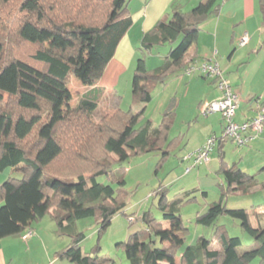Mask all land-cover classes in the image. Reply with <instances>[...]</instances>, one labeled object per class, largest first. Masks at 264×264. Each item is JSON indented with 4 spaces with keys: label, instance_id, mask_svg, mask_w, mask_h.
I'll list each match as a JSON object with an SVG mask.
<instances>
[{
    "label": "trees",
    "instance_id": "trees-1",
    "mask_svg": "<svg viewBox=\"0 0 264 264\" xmlns=\"http://www.w3.org/2000/svg\"><path fill=\"white\" fill-rule=\"evenodd\" d=\"M9 2L0 0V172L12 168L21 176H9L0 184V239L24 236L34 222L49 216L56 223V234L70 237L58 256L77 264H115L113 259L83 252L85 234L77 228V221L95 217L99 232L106 230L127 205L121 191L125 174L117 167L139 153L158 154L161 160L171 153L169 130L175 115L166 112L152 128V120L145 119L147 105L157 84H166L195 64L187 60V53L221 4L201 0L187 11L175 2L168 18L142 39L130 110L119 107L114 116L99 122L93 117L99 107V90L89 91L71 107L69 83L76 76L83 85L92 86L102 78L133 24L130 0H22L20 11L24 13L17 22V33L22 40L40 46L33 61L6 52V21L1 20V12ZM260 10L264 24V0H260ZM167 43L176 45L165 62L149 68L145 55ZM135 106L136 112H131ZM97 135L103 157H95L89 147ZM69 151L78 152L79 159L93 169L75 176L55 172L52 166L65 154L67 158ZM219 153L217 172L224 178L225 189L196 217L197 224L214 227L212 236L201 234L196 243L182 248L188 231L180 213L185 200H171L163 190L161 217L149 210L133 218L141 221L142 228L122 242L128 264H250L255 260L264 264V206L252 210L228 206L233 193L264 192V180L236 163L229 164L220 139ZM193 156L194 165L201 164ZM222 216L239 220L251 241L231 236L226 224L217 223Z\"/></svg>",
    "mask_w": 264,
    "mask_h": 264
},
{
    "label": "rangeland",
    "instance_id": "rangeland-1",
    "mask_svg": "<svg viewBox=\"0 0 264 264\" xmlns=\"http://www.w3.org/2000/svg\"><path fill=\"white\" fill-rule=\"evenodd\" d=\"M21 1L10 0L1 12V20L6 21L4 26L6 28L3 32L7 35L6 52L8 56H24L33 61V56L40 46L22 40L17 33V22L21 17L20 15L24 13L20 11ZM133 1L130 0L129 8H133L135 12L138 6L136 5L137 1ZM178 1L183 10L188 11L201 0ZM224 1L218 0V3L221 4V11ZM210 18L212 19V17ZM210 18L208 24L211 21ZM228 18L223 17L221 26L229 27ZM255 20L261 24L262 16L259 14V10L256 17L251 16L249 18V22L252 24H255ZM243 24L246 23H240L237 27H243ZM205 25L207 26V24ZM131 35L134 37V32ZM175 45L167 43L148 52L145 55L147 66L151 69L161 66L165 62V57L170 48ZM138 46L140 48L141 45ZM138 51L140 54V50ZM231 52L232 49L228 50V47H224V61L229 60ZM116 54L117 57H124L125 52L123 49L122 51L117 50ZM138 56L136 60H138ZM134 65H132L128 75L124 77L122 87H119L118 91H107L100 94L99 107L93 115L97 121L100 122L106 116H114L119 107L125 111L130 110L131 104L134 102L133 85L137 61ZM201 74L205 75L200 70L185 72L166 84L159 83L155 87L153 98L146 108L145 119H151L152 128H155L162 122L166 112L173 111L175 115L174 124L169 130V139L172 140L173 145L171 153L164 160H161V156L158 154L139 153L117 167L123 169L126 179L125 186L121 188L127 203L125 212L116 214L112 218L110 226L101 233L95 217L78 220L77 228L85 234V238L81 242L83 252L97 254L100 259H113L115 264H128L122 242L127 241L132 233L142 228L141 221L134 222L133 218L149 210L155 216L161 217L159 200L163 190L171 200L176 197H182L185 200L180 207V213L188 231L185 245L182 248L188 244L196 243L201 234L212 236L214 227L197 224L196 217L198 213L206 211L210 203L218 200L221 190L225 189L224 178L217 172L220 165L219 139L224 142L225 160L229 164L236 163L249 174H257L258 178L264 180V153L252 149V146L255 145L254 142L239 145L226 136L224 130L227 121L221 112H214L209 115L205 113L206 103L215 100L216 93L221 89L218 87L219 80L214 82L213 77L203 78ZM224 74L226 78L228 73ZM195 75L201 77V80L192 82L190 78ZM69 87L72 93L70 106L76 107L87 92L88 87L84 86L76 76L70 80ZM252 100L254 110H249V105L245 108L243 104L238 110V118L244 114L251 116L249 119L257 115L258 105L264 101L256 97ZM136 110L135 106L131 112H136ZM209 138H216V144L209 154V160L194 165L193 154L206 145ZM101 144L102 140L97 135V138L89 146L91 150H94L95 157H103ZM69 152L67 158V154H65L54 163L52 169L55 172H64L69 176H75L83 171L87 172V169H93L90 163L79 159L78 152ZM5 170L8 177L21 176L19 171H14L12 168ZM101 181L107 182L103 178ZM257 205L264 206V192H257L251 196H239L233 193L229 196L228 206L231 208L247 207L252 210ZM45 219L52 220L56 225L51 217L46 216ZM217 223L226 224L231 236H240L245 242H250L252 239L242 230L239 220L222 216ZM165 225L169 227V223ZM61 239L63 245L66 242L65 246H67L70 237L63 236ZM64 259H68L67 261L71 264H77L71 258ZM250 264H257V260Z\"/></svg>",
    "mask_w": 264,
    "mask_h": 264
},
{
    "label": "crops",
    "instance_id": "crops-1",
    "mask_svg": "<svg viewBox=\"0 0 264 264\" xmlns=\"http://www.w3.org/2000/svg\"><path fill=\"white\" fill-rule=\"evenodd\" d=\"M136 1L138 6L136 11L129 8L133 24L117 48L118 51L123 49L124 57H117L115 54L102 78L96 84L87 86L86 93L91 90H99L100 94L118 91L132 65H136V58L139 55L138 45H141L145 33L153 29L167 15L169 16L173 4L179 2L178 0ZM258 10L261 15L260 0H225L222 11L211 15L209 24L207 23L209 18L207 19L204 23L207 26L203 24L197 41L187 53V60L195 62L194 65L204 61L217 62L223 72L228 73L226 79L239 95V107L234 116V120L239 123L251 117L244 114L238 118V110L243 104L245 108L249 105V110H254L253 98L264 101V24L263 20L261 24L256 20L255 24L249 22L251 16H257ZM223 17H229L227 22L229 27L221 26ZM244 22L246 24H243V27H237ZM132 32L134 37L131 35ZM245 35H248V42L241 45L240 41ZM224 47H228V50L232 49L228 61H224ZM202 76L213 77V81H216L215 76ZM190 79L192 82L200 81L201 77L195 75ZM218 91L216 99L223 94L222 91ZM253 142L255 145L252 149L264 153V134L250 141ZM7 175L6 170L0 172V184L8 177ZM37 222L33 223L31 229L33 233L27 239H24L22 234L0 239V264H71L68 259L61 258L57 254L65 247L66 242L63 245V240L56 234V225L52 220L48 221L44 217Z\"/></svg>",
    "mask_w": 264,
    "mask_h": 264
},
{
    "label": "built area",
    "instance_id": "built-area-1",
    "mask_svg": "<svg viewBox=\"0 0 264 264\" xmlns=\"http://www.w3.org/2000/svg\"><path fill=\"white\" fill-rule=\"evenodd\" d=\"M248 42V35H245L241 41V45ZM200 70L205 75L216 77L218 87L223 92L222 96L206 103L205 113L207 115L214 112H221L227 121L224 134L236 141L239 145L249 144L252 139L264 134V104L261 102L258 105L257 115L244 122H236L234 116L239 107V95L232 88L228 80L224 76V72L220 65L216 62L204 61L198 65H193L188 72ZM259 102V101H258ZM224 137V136H223ZM216 144V138H209L206 145L196 151L195 163H203L209 160V154ZM33 233L32 230L24 234V239H27Z\"/></svg>",
    "mask_w": 264,
    "mask_h": 264
}]
</instances>
